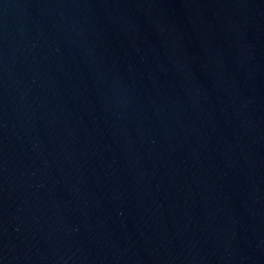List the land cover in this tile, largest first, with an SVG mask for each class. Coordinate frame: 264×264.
<instances>
[{"label":"water","instance_id":"obj_1","mask_svg":"<svg viewBox=\"0 0 264 264\" xmlns=\"http://www.w3.org/2000/svg\"><path fill=\"white\" fill-rule=\"evenodd\" d=\"M0 264H264V0H0Z\"/></svg>","mask_w":264,"mask_h":264}]
</instances>
